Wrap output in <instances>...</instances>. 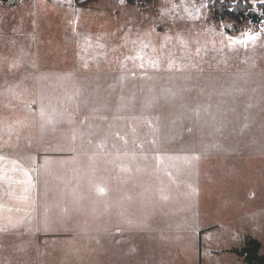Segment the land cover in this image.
<instances>
[{
	"label": "rangeland",
	"instance_id": "obj_1",
	"mask_svg": "<svg viewBox=\"0 0 264 264\" xmlns=\"http://www.w3.org/2000/svg\"><path fill=\"white\" fill-rule=\"evenodd\" d=\"M257 1L251 0L252 6ZM133 2L125 10L123 40L108 39L119 60L110 52L103 60L78 61L104 55L106 45L95 38H78L77 44V37L60 36L50 27V51L37 75L0 73V149L27 153L37 137L43 141L49 154L45 180L71 185L62 196L75 195L77 212V217H34L0 234V264H242L231 249L241 244L248 224L264 221L243 217L248 216V159L243 164L240 158L197 154L211 149L208 139L215 134L242 132L243 126L229 124L232 119L248 118V109L229 110L226 104L215 112L214 80L202 75L218 63L230 66L226 56L215 59L218 49H213L225 46L213 25L230 26V21L214 19L208 0ZM95 26L109 30L106 24ZM44 37L39 34L41 49ZM58 57L61 62L52 61ZM255 98L252 116L264 119V87ZM216 118L227 124L214 125ZM117 134L125 151L126 236L122 250L106 259L99 236L101 145ZM70 145L76 152L65 158ZM53 150L62 157H49ZM204 186L209 211L197 217ZM112 240L109 247H116ZM72 246L82 248L70 254Z\"/></svg>",
	"mask_w": 264,
	"mask_h": 264
},
{
	"label": "crops",
	"instance_id": "obj_2",
	"mask_svg": "<svg viewBox=\"0 0 264 264\" xmlns=\"http://www.w3.org/2000/svg\"><path fill=\"white\" fill-rule=\"evenodd\" d=\"M88 1L87 4L76 6L71 4V0H0V73L14 70L13 72L27 73V75L32 74V71L37 75L40 63L47 54L45 52L50 51L51 43L46 40L50 35L48 32L50 27L57 29L60 36L77 37V44L80 42L78 38L86 42L95 38L100 40L96 44L106 45L104 55L96 58H81L77 59L78 61L103 60L110 52L113 58L116 54V59L119 60L118 51L115 53L113 49L109 50L108 39L123 40V25L127 22L125 10L134 2L130 4L125 0V4H118L115 0ZM228 20L230 26L213 25L220 40L225 43V46L213 49H218L214 52L215 59L220 60L222 56H226L231 60V64L228 67L218 63V67L205 69L202 75L212 77L214 80L211 102L215 112L224 109L221 105L226 104L229 110L248 109V118L232 119L233 122L230 119V125L244 127L241 129L242 132L215 134L208 139V142H211V149L200 148L197 154L208 158H240L243 159V164H247L246 159H248V166L244 169L248 172V198H246L248 202L245 203L248 204V216L243 217H264V119L252 116L258 104V99L255 97L264 87V22L252 23L245 20L236 24ZM104 24L112 30L111 35L108 34V29L102 31L100 28H95V25ZM96 29L101 32H95ZM40 33L42 37L45 36L43 49L39 47ZM246 36H254L256 39L242 43ZM59 44L60 42L58 46ZM223 47L224 49H221ZM40 52H42L41 57ZM106 59L108 60L109 57ZM52 61L61 62L59 57ZM26 62L31 64H23ZM56 72L59 74L61 70ZM213 124L227 123L216 118ZM123 142V136L117 134L103 140L101 145L100 189L103 191H100L99 236L100 239L102 238V249L106 259L113 252L122 250L121 241L126 236ZM27 151V153L24 151L18 153L0 149V234L18 230L31 222L34 217H77L75 195L69 194L67 199L66 196H62V189L69 190L71 185L45 180L44 164L46 155L49 154L45 151L43 141L37 137ZM58 152L53 150V155L49 157L61 158L62 155ZM75 152V145L72 149L70 145L63 156L72 157ZM205 192L204 186L199 191L202 199L197 202L199 203L196 210L197 217H205L209 211L205 202ZM141 233L143 234V232L138 234L127 232L128 235L135 234L134 236ZM246 234L259 240L262 245L264 221L259 224L253 222L248 224V233L244 235ZM244 235L237 248L242 245ZM110 239H113V243L116 242V247H109ZM105 242L107 245H104ZM80 248L82 247L72 246L68 253L76 254ZM84 248L88 249V247ZM191 264H194V261Z\"/></svg>",
	"mask_w": 264,
	"mask_h": 264
},
{
	"label": "trees",
	"instance_id": "obj_3",
	"mask_svg": "<svg viewBox=\"0 0 264 264\" xmlns=\"http://www.w3.org/2000/svg\"><path fill=\"white\" fill-rule=\"evenodd\" d=\"M126 1L133 3V0ZM146 1L151 3L154 0ZM207 10L216 20L228 18L236 24L245 20L258 23L264 19V0L257 1L255 6H252L251 0H208ZM231 252L242 260V264H264L261 242L250 235H244L242 245L232 248Z\"/></svg>",
	"mask_w": 264,
	"mask_h": 264
},
{
	"label": "snow or ice",
	"instance_id": "obj_4",
	"mask_svg": "<svg viewBox=\"0 0 264 264\" xmlns=\"http://www.w3.org/2000/svg\"><path fill=\"white\" fill-rule=\"evenodd\" d=\"M256 38L254 36H246L242 43H247L249 40H255ZM99 191H103L102 189H99Z\"/></svg>",
	"mask_w": 264,
	"mask_h": 264
},
{
	"label": "built area",
	"instance_id": "obj_5",
	"mask_svg": "<svg viewBox=\"0 0 264 264\" xmlns=\"http://www.w3.org/2000/svg\"><path fill=\"white\" fill-rule=\"evenodd\" d=\"M79 1H84V0H79Z\"/></svg>",
	"mask_w": 264,
	"mask_h": 264
}]
</instances>
